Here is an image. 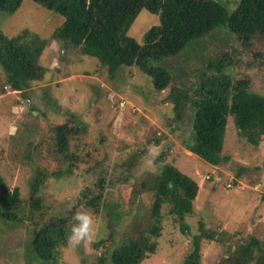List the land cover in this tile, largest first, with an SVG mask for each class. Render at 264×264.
I'll use <instances>...</instances> for the list:
<instances>
[{
  "label": "rangeland",
  "instance_id": "374dc122",
  "mask_svg": "<svg viewBox=\"0 0 264 264\" xmlns=\"http://www.w3.org/2000/svg\"><path fill=\"white\" fill-rule=\"evenodd\" d=\"M219 1L232 12L240 0ZM63 21L64 16L33 0H22L14 13L0 11V27L7 35L27 28L47 41L39 70L25 90L12 89L0 66V173L11 189L18 187L21 192L18 218L0 219V264H38L29 248L35 226L68 213L75 205V214L87 212L92 217L91 239L73 242L71 229L60 251V264H89L92 242L112 231L117 241L146 231L155 223L152 185L160 167L155 159L161 153L198 182L199 193L194 213L185 219L187 233L170 213V205H163L161 234L152 238L157 241L156 249L141 264H184L201 222L221 239L202 241L201 264H224L228 255L252 237L264 247V137L259 145L249 143L239 135L234 116L228 115L226 160L212 165L184 146L187 124L176 120L175 104L167 99L170 89L182 88L191 98L206 64L225 55L232 60L231 75L248 77L250 90L264 94L263 65L255 55L260 49L242 46L236 35L220 25L208 36L191 40L178 55L153 62L172 76L167 89L156 90L151 77L137 65H121L111 76L96 57L54 39L53 33ZM159 23V14L142 9L127 34L143 43L145 32ZM256 42L263 45L260 39ZM183 102L184 116L191 104L187 99ZM61 123L70 128L74 159L66 160L55 152L52 129ZM130 157L136 162V172L128 175L127 183H120L117 168ZM68 166L71 174L50 176L42 187V212L31 211L30 183L37 171L51 174ZM99 179L105 187L104 199L125 205L116 219L107 208L95 214L78 204L80 193L88 187L97 189Z\"/></svg>",
  "mask_w": 264,
  "mask_h": 264
},
{
  "label": "trees",
  "instance_id": "16d2710c",
  "mask_svg": "<svg viewBox=\"0 0 264 264\" xmlns=\"http://www.w3.org/2000/svg\"><path fill=\"white\" fill-rule=\"evenodd\" d=\"M33 1L64 16L63 23L53 33L54 39L77 46L83 54L96 57L107 66L111 76L121 65H137L151 77L156 90L167 89L172 76L167 69L153 65V62L178 55L191 40L208 36L220 25L236 35L242 46L260 49L255 55L261 60L264 70V0H240L232 12L219 0H111L109 5L98 4L95 0ZM21 3L22 0H0V11L14 13ZM142 9L159 14L160 23L151 26L144 34V42L140 43L127 31ZM257 39L263 45H258ZM46 43L45 38L27 28L7 35L0 27V66L6 83L12 89L23 91L28 87L33 74L39 70ZM225 56L206 64L191 98L183 88L170 89L166 96L175 104L176 120L181 119L187 124L188 138L183 139L184 146L212 165L226 160L223 150L228 115L234 116L239 135L249 143L259 145L264 137V94L250 90L251 79L248 77L234 78L229 68L232 60ZM185 99L191 104L186 117L182 114L183 109L184 113L187 112ZM69 129L67 123L52 129L55 152L66 160L75 158L70 152ZM155 162L160 166L152 185L154 202L151 215L155 223L126 240L117 241L114 231L94 240L89 264H141L156 249L157 241L152 238L161 234L160 218L165 203L170 205V213L177 217L182 232H189L185 219L194 213L199 184L172 161L165 160L162 153ZM135 166L134 158L130 157L117 168L120 183H127L128 175L136 172ZM71 173L70 166L51 174L38 170L30 183L29 209L42 212L40 191L48 177ZM102 183L99 179L97 189L88 187L81 192L78 204L95 214L107 208L110 217L116 219L120 208L125 205L105 200ZM20 203L19 188L11 189L0 173V219L16 220ZM76 207L35 226L29 238V248L38 264H60V251L66 246L76 222L73 217ZM204 239L221 240L215 230L207 229L201 222L199 232L193 235L191 250L186 254L184 264H201ZM223 263L264 264V247L258 238L252 237L247 244L238 246Z\"/></svg>",
  "mask_w": 264,
  "mask_h": 264
},
{
  "label": "clouds",
  "instance_id": "9594fccd",
  "mask_svg": "<svg viewBox=\"0 0 264 264\" xmlns=\"http://www.w3.org/2000/svg\"><path fill=\"white\" fill-rule=\"evenodd\" d=\"M74 219L77 223L72 228L70 240L79 243L81 240H90L92 235V217L87 212H78Z\"/></svg>",
  "mask_w": 264,
  "mask_h": 264
}]
</instances>
